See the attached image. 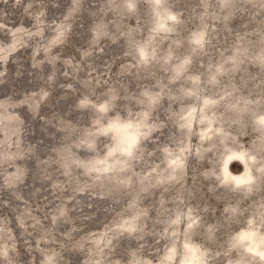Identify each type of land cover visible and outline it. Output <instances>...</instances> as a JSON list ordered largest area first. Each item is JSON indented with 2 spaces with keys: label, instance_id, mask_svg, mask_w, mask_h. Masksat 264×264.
Here are the masks:
<instances>
[{
  "label": "rangeland",
  "instance_id": "1",
  "mask_svg": "<svg viewBox=\"0 0 264 264\" xmlns=\"http://www.w3.org/2000/svg\"><path fill=\"white\" fill-rule=\"evenodd\" d=\"M251 229L264 0H0V264H264Z\"/></svg>",
  "mask_w": 264,
  "mask_h": 264
},
{
  "label": "bare ground",
  "instance_id": "2",
  "mask_svg": "<svg viewBox=\"0 0 264 264\" xmlns=\"http://www.w3.org/2000/svg\"><path fill=\"white\" fill-rule=\"evenodd\" d=\"M122 128L124 129L123 132L125 133L124 134L125 140H129V137L132 136L131 131L128 129V127L123 126ZM235 154H237V153H235ZM230 157H232V155L227 157L226 161L229 160ZM242 160H244V162L246 164L245 170L243 172H241V171L239 172V170H238V173H231L228 171V173H230V175L234 178L235 183H238V184L247 183V180L251 177V174L249 171L250 169L246 163L245 158H242ZM236 161L241 164V161H239V159L238 160L236 159ZM225 176H227L226 170H225ZM244 235H245V239L248 241L249 248L257 256L261 257L264 260V236L255 235L253 229L249 230V232L247 234H244ZM195 258H196L195 252L193 251L191 254V258L189 260L194 261Z\"/></svg>",
  "mask_w": 264,
  "mask_h": 264
}]
</instances>
